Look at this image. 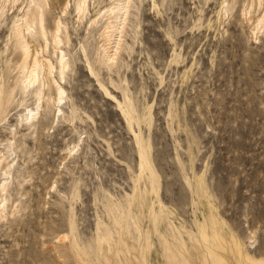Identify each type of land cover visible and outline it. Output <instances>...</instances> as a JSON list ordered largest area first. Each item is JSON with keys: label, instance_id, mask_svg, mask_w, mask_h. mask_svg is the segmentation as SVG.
Here are the masks:
<instances>
[{"label": "rangeland", "instance_id": "rangeland-1", "mask_svg": "<svg viewBox=\"0 0 264 264\" xmlns=\"http://www.w3.org/2000/svg\"><path fill=\"white\" fill-rule=\"evenodd\" d=\"M126 1L0 0V264H264V0Z\"/></svg>", "mask_w": 264, "mask_h": 264}, {"label": "bare ground", "instance_id": "bare-ground-1", "mask_svg": "<svg viewBox=\"0 0 264 264\" xmlns=\"http://www.w3.org/2000/svg\"><path fill=\"white\" fill-rule=\"evenodd\" d=\"M128 6H129V1L127 0L126 2H123V3H120L119 4V10L120 11H122V10H124L123 11V13L124 12H128ZM79 8H81V10L83 9V6L81 5V3L79 4V6H78ZM42 12H41V14H40V16H39V18H40V25H42L43 24V16H42ZM34 20V18H31V19H29L28 20V22H27V25H28V28L29 27H31V28H33V26H32V24H33V21ZM35 25V24H34ZM42 28H43V25H42ZM43 30V29H42ZM25 52H27L26 54H25V58L26 57H28V55H29V46L28 45H26L25 46ZM24 58V59H25ZM31 62V61H30ZM39 62H38V59L35 57L34 59H33V61H32V65L30 66V71H29V69H28V71L30 72V76H36V67H37V64H38ZM29 68V67H28ZM30 81V80H29ZM34 115H35V113H34Z\"/></svg>", "mask_w": 264, "mask_h": 264}]
</instances>
